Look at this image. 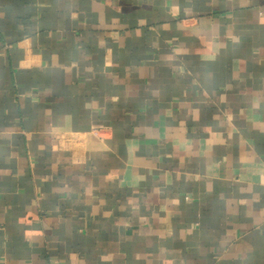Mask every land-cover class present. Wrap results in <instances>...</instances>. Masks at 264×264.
I'll list each match as a JSON object with an SVG mask.
<instances>
[{
    "label": "crops",
    "instance_id": "crops-1",
    "mask_svg": "<svg viewBox=\"0 0 264 264\" xmlns=\"http://www.w3.org/2000/svg\"><path fill=\"white\" fill-rule=\"evenodd\" d=\"M0 264H264V0H0Z\"/></svg>",
    "mask_w": 264,
    "mask_h": 264
}]
</instances>
